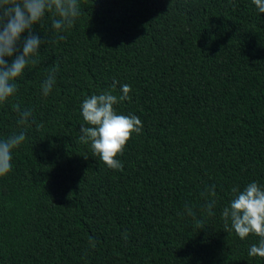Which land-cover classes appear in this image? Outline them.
Segmentation results:
<instances>
[{
  "label": "trees",
  "instance_id": "obj_1",
  "mask_svg": "<svg viewBox=\"0 0 264 264\" xmlns=\"http://www.w3.org/2000/svg\"><path fill=\"white\" fill-rule=\"evenodd\" d=\"M79 5L63 40L51 14L34 27L37 63L0 105V141L26 136L0 178V264H264L248 254L260 238L225 232L222 218L233 188H264V13L252 0ZM114 81V95L131 88L116 112L142 122L119 170L79 139L84 99Z\"/></svg>",
  "mask_w": 264,
  "mask_h": 264
},
{
  "label": "clouds",
  "instance_id": "obj_2",
  "mask_svg": "<svg viewBox=\"0 0 264 264\" xmlns=\"http://www.w3.org/2000/svg\"><path fill=\"white\" fill-rule=\"evenodd\" d=\"M252 2L259 12L264 13V0ZM47 14H51L57 38L63 40L62 33L72 28L81 15L79 0H0V105L7 103L16 94L18 89L15 81L23 75L26 67L37 63L36 57L43 41L33 29L42 23ZM58 70V66L51 69L41 85L45 97L55 84ZM117 83L118 81H114L111 85L112 91L84 99L81 108L87 126H81L79 137L80 142L90 143L94 154L114 170L122 169L123 165L118 157L123 154L133 134L138 135L142 130V122L137 116L116 112L114 106L122 100L130 99L131 91L130 86L125 84L122 86L123 94L114 95ZM14 110L18 113L19 124L26 125L32 119L31 110H21L18 104L14 105ZM25 139V134L21 132L0 141V178L11 172L13 151ZM232 193L233 199L229 206L222 210L224 231H235L241 240L250 235L259 237L258 245L252 244L248 254L264 258V188L252 182L243 191L233 188ZM201 195L205 199L204 210L212 215L217 195L215 186L206 188ZM185 210L189 216L196 218L193 208L186 206ZM196 223L199 225L202 221L196 219Z\"/></svg>",
  "mask_w": 264,
  "mask_h": 264
}]
</instances>
